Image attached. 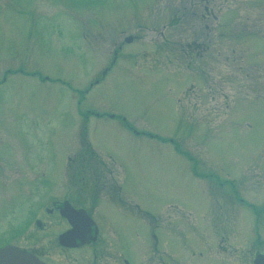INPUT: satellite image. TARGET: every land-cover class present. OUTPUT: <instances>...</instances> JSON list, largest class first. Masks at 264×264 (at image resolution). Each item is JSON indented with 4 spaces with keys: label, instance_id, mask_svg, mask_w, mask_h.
I'll return each mask as SVG.
<instances>
[{
    "label": "rangeland",
    "instance_id": "1",
    "mask_svg": "<svg viewBox=\"0 0 264 264\" xmlns=\"http://www.w3.org/2000/svg\"><path fill=\"white\" fill-rule=\"evenodd\" d=\"M85 142L124 165L128 221L103 214L131 247L170 225L179 264H214L192 247L207 225H264V0H0V228L62 193Z\"/></svg>",
    "mask_w": 264,
    "mask_h": 264
},
{
    "label": "flooded vegetation",
    "instance_id": "2",
    "mask_svg": "<svg viewBox=\"0 0 264 264\" xmlns=\"http://www.w3.org/2000/svg\"><path fill=\"white\" fill-rule=\"evenodd\" d=\"M85 145L88 158L77 159L74 172H64L61 175L60 186L64 192L62 190L57 196L41 197L34 206L35 210H29V217L22 221L24 228L20 233L17 232L18 225H3V228H0V237H3L0 248H20L35 254L45 264H179L173 251L167 249V237L170 239L174 230L172 226L168 225L171 232L164 231L162 237V225H136V229L144 233L145 240L141 237L139 247L135 248L129 243V225H113L107 221L103 214L104 209H110L116 215H123L125 221H128L129 200L124 198L121 191L124 180L122 178L118 183L116 179L111 178L116 170L121 172L118 177H123L124 165L111 157L99 158L87 142ZM85 159L92 165V173L89 176L86 173L88 166ZM132 206L135 212H140L138 204L132 202ZM69 208L77 212L76 218L67 219L63 215ZM255 214L258 215L256 211ZM212 226L216 227L217 237H209L208 231L203 229L201 235L207 236L206 242L203 243L204 238H197L199 245L192 246L197 252L193 248L189 250L192 258L196 252L201 263L211 261L214 264H223L222 262L227 261L224 257L210 255L213 258H208L210 246L214 248L215 253L224 256L228 253H238L237 247L244 243L249 246L245 248L247 255L242 257V253H239L235 260L245 259L235 263L240 264L242 261L241 264H264V225H257L256 221L254 225H207V228ZM34 230H52L53 241L56 242L59 254H38L24 247L32 243ZM142 232L139 233L142 235ZM63 235H67L66 239L63 244H59V237Z\"/></svg>",
    "mask_w": 264,
    "mask_h": 264
},
{
    "label": "water",
    "instance_id": "3",
    "mask_svg": "<svg viewBox=\"0 0 264 264\" xmlns=\"http://www.w3.org/2000/svg\"><path fill=\"white\" fill-rule=\"evenodd\" d=\"M131 38L125 39V42H130ZM64 216L68 218L75 217L76 212L70 210L63 213ZM67 235L59 237V242H62L66 239ZM0 264H44L40 262L34 255L22 251L16 247L5 246L0 249Z\"/></svg>",
    "mask_w": 264,
    "mask_h": 264
}]
</instances>
